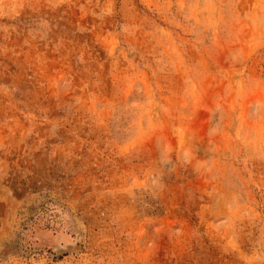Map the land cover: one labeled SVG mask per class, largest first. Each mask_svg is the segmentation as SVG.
<instances>
[{
	"label": "rangeland",
	"instance_id": "1",
	"mask_svg": "<svg viewBox=\"0 0 264 264\" xmlns=\"http://www.w3.org/2000/svg\"><path fill=\"white\" fill-rule=\"evenodd\" d=\"M0 264H264V0H0Z\"/></svg>",
	"mask_w": 264,
	"mask_h": 264
}]
</instances>
